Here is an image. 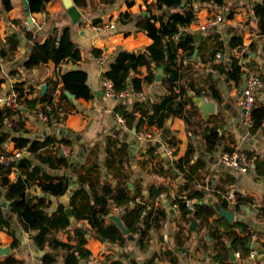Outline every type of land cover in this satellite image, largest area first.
<instances>
[{
	"label": "crops",
	"instance_id": "1",
	"mask_svg": "<svg viewBox=\"0 0 264 264\" xmlns=\"http://www.w3.org/2000/svg\"><path fill=\"white\" fill-rule=\"evenodd\" d=\"M81 11L85 22L74 24L69 15H67L62 0H28L30 15L34 17L37 30L36 37L46 38L50 31L58 27L61 30L64 26H70V34L80 52L82 59L79 62L56 64L51 61L32 70L24 68V62L30 57L33 42L25 38V29L23 27L27 16H25V5L23 0H11L12 6L9 11L3 8L0 0V52L4 48V57L0 54V93L8 95L14 88L15 82H26L32 93L29 99L37 97L40 93H49L52 96V103L56 111L63 117L61 121L53 120L50 124L43 123L39 118L41 104H36L33 108H27L20 113H15L11 119L22 118L24 122L21 135L24 137L44 138L48 135H55L58 139H64V142H58L53 146L42 149V155L48 157L53 154H63L60 152V145H64L70 150L68 156L69 167L64 170H52L45 163H40L41 169L47 173L63 174L70 178L71 189L67 193L59 196H52L43 193L42 188L35 182L29 185L28 194H35L49 197L52 204L47 209L52 226L48 238L43 241L40 247L34 242L38 230L35 225L42 222V219L33 212V207L29 204L27 196L20 202L24 208L20 225L17 214L7 212V218L17 227L19 238L15 240L10 233L0 229V261L9 256L21 259L22 264H43L42 257L47 253L55 256L53 264H65L67 249L61 247L58 242L76 246V232L83 230L86 234V242L83 244L88 253L84 254L79 264H90L91 260L102 261L106 264H147V260L155 252H159L162 247H175L173 241L170 244L162 243L161 234L164 230H171V237L175 238L180 215L174 214L167 205L165 209L166 221L161 234L152 231L149 240L150 246L143 250L137 243L138 235L127 236V243L120 245L109 243L95 235L94 226L90 223L89 217L92 215V206L97 199L103 198L102 185L105 182L116 183L114 175L122 172L130 178L129 186L133 189L134 185L143 184L144 186L154 182L157 185L169 186L177 194L178 183L184 182L182 172L174 165V161L182 159L189 149L190 143L196 148V157L201 156L206 160L207 167L198 171L204 175V183L196 182L195 189L205 190L210 185L211 189L206 193V200L213 203L216 208L219 201V195L233 192L236 195L237 203L240 205L232 206L229 209L235 213V219L249 222L256 230L251 238V250L259 247V257L257 264H264V176L259 175L256 170V164L245 174L237 171L225 169L224 166L216 164L215 158L222 152L217 148L213 153L204 150L202 140L191 133L186 126L185 121L180 117H169L163 123L151 124L145 119L141 129L137 133H156L162 132L166 138V143L175 149V160L173 163H166L165 157L160 153V147L153 142H144L139 140L134 132V128L126 130L118 122V114L115 108L124 103L129 109L135 101H144L148 105L149 114L153 113L151 104L160 100V97L166 94L167 89L158 83L156 73L158 69L165 71L167 61L156 64L150 61L147 67L142 68V72L137 74L143 80L142 91L144 97L137 98L130 96L124 100H117L108 97L103 91L102 80L111 62L114 61L118 50H128L136 53H143L146 48L153 43V39L146 33L140 31L136 25L137 18L145 16L163 17L170 11L169 8L160 9L157 6V0H73ZM133 5L129 6L128 2ZM183 1V0H182ZM222 7L215 3H206V6L200 7L198 1H193V7L197 14V20L187 28L193 31L198 38V49L193 57L180 60V78L178 88L189 82L188 93L196 99L202 98L204 102L214 104V113L200 111L204 118L210 115L221 113L224 117V127L221 133L232 135L236 140V148L246 150L252 156L264 157V126L256 132L247 126L244 121V113L239 107L238 101L243 90L247 74L252 73L264 78V34H260L257 24L258 19L254 11V6L264 0H223ZM39 8V11L35 10ZM129 12L133 18H126L125 23L120 21L122 13ZM174 11V10H171ZM231 12L234 16L229 18ZM217 15H223L224 21L220 26L203 28L211 19ZM95 19H100V25H93ZM114 22L115 29L101 28L107 23ZM15 25V26H14ZM160 25V21H156ZM16 33L20 37V42L15 51H7L9 38L8 35ZM242 36V44L231 48L229 40L235 35ZM100 49L102 56L97 57L93 49ZM5 51H7L5 53ZM234 59L242 73L241 80L238 83L232 78V67L235 64ZM73 69H81L88 73L87 84L94 97L90 100L74 97L66 99L63 97L61 87L63 81L61 76ZM16 71L12 74L13 71ZM150 75H154V80H148ZM163 79V80H164ZM162 80V81H163ZM239 84V85H238ZM46 89L42 92V86ZM201 91L198 96L197 92ZM69 93V92H67ZM257 106H264V91L256 93ZM0 106H3L0 104ZM199 108V107H198ZM59 109L64 111L61 115ZM138 117L140 113L137 114ZM4 129L9 130L4 123ZM118 138L126 143L129 148L128 165L125 168L120 166V160L124 153H116L114 157L107 151V145L110 138ZM169 139L175 141L170 143ZM150 147H154V153L149 154ZM17 148L15 142L10 141L4 145L5 150ZM116 151L115 147H112ZM29 155V154H26ZM251 155V154H250ZM195 159L191 162L193 163ZM257 161V160H256ZM146 162L144 165L143 163ZM164 164V166H163ZM19 162L12 166V172L0 180L15 182V180L26 175L19 168ZM157 166H163V169L172 171L173 176L167 173H157ZM123 168V171L121 169ZM230 175L233 178L226 183V192L217 189L218 183L222 177ZM208 182V183H207ZM209 182L211 184H209ZM83 188L84 193H78V189ZM219 191L220 193H217ZM145 190V195H147ZM179 196V195H177ZM187 196V195H181ZM179 196V197H181ZM4 198V190L0 187V200ZM196 198V197H193ZM224 200V199H223ZM111 202V201H110ZM228 203V202H227ZM71 209L72 217H69L67 209ZM115 206L113 207L114 210ZM63 210L64 214L61 212ZM112 213L106 217V221L115 222L118 225L117 217L121 216L120 222L123 224L122 215ZM58 213L57 215H55ZM124 225V224H123ZM177 226L174 230V226ZM25 227V228H24ZM188 228H191L189 226ZM191 233V239L185 247H175L178 254V264H211V260H216L211 252L205 253L199 248V232L197 230ZM190 235L187 233V236ZM208 237V236H207ZM16 243V244H15ZM10 249L7 254L5 250ZM239 252V251H238ZM237 253V252H234ZM241 253V252H240ZM235 264H243L242 260L235 256ZM156 264H169L165 258L156 259ZM96 264V262H94Z\"/></svg>",
	"mask_w": 264,
	"mask_h": 264
},
{
	"label": "trees",
	"instance_id": "2",
	"mask_svg": "<svg viewBox=\"0 0 264 264\" xmlns=\"http://www.w3.org/2000/svg\"><path fill=\"white\" fill-rule=\"evenodd\" d=\"M3 8L6 11L11 9V0H1ZM49 0H44L47 2ZM193 1H198L199 6H206V3H215V5L222 7L225 3L223 0H157V6L160 9L169 8L168 14L163 17L157 18L155 16H145L137 18L136 25L138 29L145 34L147 33L152 39L153 43L146 48L143 53H136L126 50H118V54L113 62L110 63L105 76L113 81L114 89L117 92H122L128 88H132L136 91H142L143 80L137 76L142 71V68L147 67L150 61L160 64L164 61L168 62L166 67V78L162 81V86L167 89L165 95L160 97V100L151 104L153 113L150 115L148 105L144 101H135L132 104V108L129 109L124 103L119 104L115 110L120 115L124 116L128 127L136 128L139 131L141 125L145 119H148L151 124L163 125V123L169 117L182 118L189 131L200 137L202 140V146L204 150L213 153L217 148H221L222 152H232L236 149V140L232 135H228L226 132L221 133V129L224 127V117L221 113L216 115H210L204 118L200 108L196 105L194 98L188 93L190 83H185L178 88V80L181 77L180 73V60L193 57L198 49V38L193 31L187 28V25L197 20V14L193 7ZM129 6L133 5L132 1L128 2ZM39 11V8H35ZM174 10V11H171ZM256 18L258 19L257 28L260 34H264V1L254 6ZM234 16V12H231L229 18ZM131 20L133 15L129 12L122 13L120 21L125 23V19ZM160 21V25H156V21ZM100 19L93 20V25H100ZM37 26L31 28L25 32V38L29 42H33L31 55L24 62V68L26 70H32L43 64L51 61L56 64L79 62L82 59V53L74 42L70 34V26H64L59 30L58 27L53 28L48 36L44 39L36 37ZM8 49L7 51H15L20 42V37L16 33L8 35ZM176 36H178L176 38ZM242 44V36L235 34L230 40L229 45L231 48H235ZM4 48L0 54L4 57ZM5 51V53L7 52ZM95 56L100 57L103 55L100 49H93ZM235 64L232 67V78L238 83L241 80L242 73L240 72L237 60L234 59ZM1 71V64H0ZM14 70L12 72L15 73ZM63 85L61 92L63 97L68 98L67 92L75 94L78 98H84L90 100L94 97L93 91L89 88L88 73L81 69H73L64 73L61 76ZM149 81L154 80V75L148 77ZM239 85V84H238ZM14 89L20 94V97L24 99L29 108H33L36 104H41L40 110L47 113L49 116H53L56 120L61 121L63 117L53 106V99L49 93L39 94L37 97L29 99V95L32 93L29 85L26 82H15ZM198 96L201 95V91L197 92ZM15 113H22L21 111H15L7 106H0V153L5 152L4 145L7 142H15L17 148H26L29 151V155L23 156L19 160V168L26 175L18 177L15 182L6 180H0V187L4 190V198L0 200V229L7 231L15 240L19 238L17 227L12 225V222L7 218L6 213L9 211L13 214H17L20 225L24 226V222L21 221V216L24 212V208L20 206V202L27 196L29 204L34 208L33 212L42 219V222L36 223L35 230L38 232L33 237L35 244L44 247L43 241L48 238L50 233L49 226L51 223L50 216L47 213V209L52 204L49 197L35 194L33 196L28 194L29 185L35 182L42 188L43 193H48L52 196H59L67 193L71 189L70 178L63 174L47 173L40 167V163H45L52 170H64L69 167V159L63 154H53L48 157L42 155V149L49 146H53L58 142H64V139H58L55 135H48L44 138L36 137H24L21 135L24 122L22 118L12 119L13 125L9 130L4 129V120L6 117L13 118ZM138 113L140 116L138 117ZM252 132H256L264 126V106H257L252 111ZM170 143L174 144L173 139H169ZM187 154L179 160L174 161L180 172L184 182H179L177 189V195H187L188 197H196L200 201L195 203L194 210H188L186 205L183 204L180 198H177L178 203L181 205V215L178 225V230L174 238L175 247H185L188 245L191 239V233L195 230L188 228L192 226V220L197 223V230L199 232V250L205 253L211 252L216 260L221 261L223 264H235V261L231 260L230 251L241 252L243 256L251 251L249 243L256 230L249 222H244L240 219H235L234 222H229L221 216L216 206L211 203L203 202L206 198L205 190L195 189V183L200 182L203 184L204 175L199 172V169L207 167L206 160L198 156L196 157V148L190 143ZM112 147L116 148V151ZM154 147H150L149 154L154 153ZM107 151L112 157L116 153H124L125 158L120 160V166L125 168V164L128 165V145L118 138H110ZM253 155L252 153H250ZM249 154V155H250ZM194 160L192 163L191 161ZM256 170L259 175L264 176V157L257 156ZM144 165L146 162L143 163ZM123 168L121 171H123ZM11 167L0 166V176L4 177L11 174ZM157 173H167L171 175L170 169L165 170L163 166H157ZM116 183L105 182L102 185L103 198L97 199L92 206V215L89 217L90 223L96 228L95 235L104 241L109 243H117L125 245L127 243V236L137 234V243L143 250L148 249L150 246L149 240L151 238V232H157L161 234L162 229L165 226L166 212L165 209L154 205L155 198L167 188L164 185H157L154 182L144 186L143 184L134 185L133 189L129 186L130 177L120 172L118 175H114ZM233 178L230 175L222 177L218 183L217 189L222 192H226V183H229ZM212 183V182H211ZM209 182V184H211ZM145 190L147 195H145ZM78 193L83 194V188L78 189ZM141 196L144 203H137L135 207L128 208V202L136 197ZM111 201V202H110ZM218 203L224 209L229 208V203L221 199L219 195ZM145 204H153L154 207L148 212L144 221L140 223L141 214L146 207ZM114 206H125L124 213L122 214L123 224L127 229V233L123 232L119 225L115 222L106 221L113 210ZM240 207L237 204L236 209ZM61 212L64 214L63 210ZM56 213L55 215H57ZM21 219V220H20ZM25 228V227H24ZM187 233L190 235L187 236ZM209 235V239L207 236ZM76 246L58 242L57 245L67 249V255L65 257V264H79L83 255L88 253L84 248L86 242V234L83 230L76 232ZM16 244V243H15ZM211 246V247H210ZM175 247H162L159 252H155L147 264H156V259L165 258L169 264H178V254ZM43 264H53L55 262V256L47 253L42 257ZM21 259H16L13 256L5 258L0 261V264H22ZM113 264H116L113 262Z\"/></svg>",
	"mask_w": 264,
	"mask_h": 264
},
{
	"label": "built area",
	"instance_id": "3",
	"mask_svg": "<svg viewBox=\"0 0 264 264\" xmlns=\"http://www.w3.org/2000/svg\"><path fill=\"white\" fill-rule=\"evenodd\" d=\"M224 21L223 15H217L214 19H211L206 25L203 26V28H209L212 26H220L222 22ZM33 22L36 25L35 19L33 17ZM15 26V25H14ZM25 31H29L31 29V23L25 21L23 25ZM101 28L104 29H115L116 24L114 22L107 23L106 25H103ZM178 36H176L177 38ZM245 83L246 88H244L241 92L238 104L241 109H245L246 112L244 113V121L247 124V126L253 127L252 125V111L255 108L256 104V93L258 91L262 92L264 91V78H261L258 75L249 73L245 77ZM102 87L103 91H105V94L109 97L116 98L117 100H124L127 99L130 96H134L137 98L144 97L143 91H136L132 88H128L125 91L117 92L114 89L113 81L108 78L107 76L103 77L102 80ZM0 104L3 106H7L8 108L15 110V111H22L26 110L28 108L27 102L20 97V94L13 88V90L8 95H3L0 93ZM61 115H64V111L62 109H59ZM39 118L40 120L45 124H50L55 118L52 116H49L47 113H45L42 110H39ZM118 122L121 124L126 130H130L128 128L126 119L124 116L118 114ZM4 123L6 127L11 128L13 125L12 119L9 117H6L4 120ZM139 140H142L144 142H153V144L160 147V153H162L165 157L166 163H173L175 160V149L170 144L166 143V138L162 132H156V133H135ZM60 152H62L64 155L68 156L70 153V150L66 148L64 145H60L59 147ZM26 154H30L29 151L26 148H15L11 151L5 150V152L0 153V166L4 167H12L15 166L16 163L19 162V160L25 156ZM257 157L249 155L248 152L241 148H236L232 152L225 151L224 153H221L218 157L215 158L216 164L222 165L225 167V169L237 171L239 173L245 174L248 173L253 165H255ZM164 166V164H163ZM208 183V182H207ZM211 189L210 185L206 186V193ZM217 193H220L217 191ZM177 198H180L183 204L186 205V208L189 210H194L195 203L199 202L200 200L198 198H191L188 196H177L176 192L172 190V188L169 186L166 190H163L154 201V205L161 208H167V205L172 209L174 214H181V205L178 203ZM223 199L228 202L231 206L237 205V199L236 195L233 192H228L225 195H223ZM203 202L211 203L208 199H204ZM137 203H144V200L141 196H136L132 198L128 204V208H133L136 206ZM213 204V203H211ZM146 207L144 208L141 217H140V223L144 221V218L148 214V212L154 207L153 204H145ZM125 206H115L113 213L122 215L124 213ZM165 227V226H164ZM176 225L174 226V230L176 229ZM171 230H164L162 231L161 238L162 243L164 244H170L171 241L174 243V237L172 240L171 237ZM260 253L257 249H252L249 253H247L246 256H243L240 252L235 253V256L237 259L242 260L243 264H257L258 263V257ZM106 264L102 261H96L91 260L90 264ZM211 264H223L219 260H211Z\"/></svg>",
	"mask_w": 264,
	"mask_h": 264
},
{
	"label": "water",
	"instance_id": "4",
	"mask_svg": "<svg viewBox=\"0 0 264 264\" xmlns=\"http://www.w3.org/2000/svg\"><path fill=\"white\" fill-rule=\"evenodd\" d=\"M24 1V5H25V16H27V20L29 23H31V28H34L35 27V24L33 22V16L30 15V11H29V2L28 0H23ZM63 3H64V6H65V9H66V12H67V15L70 16L72 22L74 24H81L82 22H85L86 21V18L83 17L81 11L79 10V8L77 7V5L74 3L73 0H62ZM186 0H183V2H185ZM165 77V71L162 70V69H158L157 73H156V78L155 80L160 83L162 82V80L164 79ZM246 83L244 82L242 88H246ZM46 85H43L42 86V92L46 89ZM67 95L71 98V97H74V94L73 93H67ZM195 103L196 105L201 108L204 112H207V113H214L215 112V107L214 104L212 103H207V102H204V99L202 98H199V99H196L195 100ZM243 113L246 112L245 109L242 110ZM136 128H134V132H136ZM217 210L219 211V213L221 214L222 217H224L226 220H228L229 222H234L235 221V213L232 212L229 208L227 209H224L222 208L220 205H217ZM67 213L69 215V217H72V211L71 209H67ZM114 217H117V221L119 222L118 225L120 226V228L123 230V232L127 233V229L125 227V225H123L121 222H120V218L121 216H114ZM192 226L191 228L192 229H195L196 228V222L194 220H192ZM209 235L207 237V239H209ZM252 246V242L249 243V247ZM211 247V246H210ZM255 249L259 250V247H255ZM5 252L7 254L10 253V249H7L5 250ZM230 257H231V260L233 261H236L235 260V253H234V250H231L230 251Z\"/></svg>",
	"mask_w": 264,
	"mask_h": 264
}]
</instances>
